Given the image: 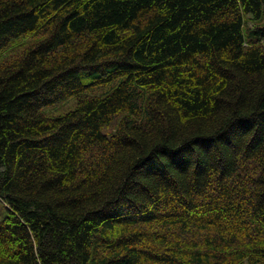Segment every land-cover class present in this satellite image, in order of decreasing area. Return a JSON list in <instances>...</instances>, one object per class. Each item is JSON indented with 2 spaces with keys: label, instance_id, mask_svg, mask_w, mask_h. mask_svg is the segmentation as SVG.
Instances as JSON below:
<instances>
[{
  "label": "trees",
  "instance_id": "1",
  "mask_svg": "<svg viewBox=\"0 0 264 264\" xmlns=\"http://www.w3.org/2000/svg\"><path fill=\"white\" fill-rule=\"evenodd\" d=\"M0 264H264V0H0Z\"/></svg>",
  "mask_w": 264,
  "mask_h": 264
},
{
  "label": "rangeland",
  "instance_id": "2",
  "mask_svg": "<svg viewBox=\"0 0 264 264\" xmlns=\"http://www.w3.org/2000/svg\"><path fill=\"white\" fill-rule=\"evenodd\" d=\"M73 100H69L66 103L55 105V107H52L53 111L56 113L66 112L67 110L71 109L73 106L71 103Z\"/></svg>",
  "mask_w": 264,
  "mask_h": 264
}]
</instances>
